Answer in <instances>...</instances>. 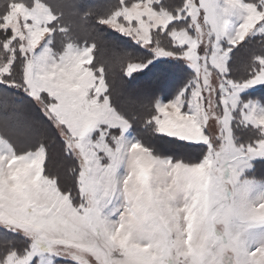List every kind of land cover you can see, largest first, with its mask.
I'll list each match as a JSON object with an SVG mask.
<instances>
[{
    "label": "snow or ice",
    "instance_id": "1",
    "mask_svg": "<svg viewBox=\"0 0 264 264\" xmlns=\"http://www.w3.org/2000/svg\"><path fill=\"white\" fill-rule=\"evenodd\" d=\"M258 93L264 0H0V264H264Z\"/></svg>",
    "mask_w": 264,
    "mask_h": 264
},
{
    "label": "trees",
    "instance_id": "2",
    "mask_svg": "<svg viewBox=\"0 0 264 264\" xmlns=\"http://www.w3.org/2000/svg\"><path fill=\"white\" fill-rule=\"evenodd\" d=\"M143 81H138L137 84H141ZM264 93H258L257 95H262Z\"/></svg>",
    "mask_w": 264,
    "mask_h": 264
}]
</instances>
